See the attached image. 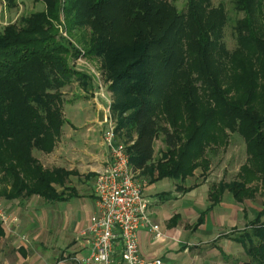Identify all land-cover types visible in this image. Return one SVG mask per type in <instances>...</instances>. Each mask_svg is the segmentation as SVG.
Instances as JSON below:
<instances>
[{"label": "trees", "instance_id": "obj_1", "mask_svg": "<svg viewBox=\"0 0 264 264\" xmlns=\"http://www.w3.org/2000/svg\"><path fill=\"white\" fill-rule=\"evenodd\" d=\"M6 1L9 7L17 6V0ZM42 1L44 10L0 29V197L14 200L40 195L61 200L63 193L55 185L64 184L71 175L64 169L45 168L31 154L33 148L47 153L55 148L65 124L62 88L75 78L85 87L91 84L89 76L69 65L68 58L78 55L76 47L65 37L57 39L54 21L61 12L66 29L79 33L88 56L100 59L104 76L112 81L109 89L113 115L119 120L117 135L130 126L124 142L138 178L147 176L152 183L164 178L182 181L193 175L197 167L206 165V158L199 160L205 148L219 141L208 129L226 124L243 136L249 158L238 174L241 180L217 185L220 195L229 190L241 202L254 197L258 183L264 188V116L258 114L264 108V21L260 33L253 26L254 5L264 9V0H235L246 16L242 25L238 23L239 46L228 55L235 58L246 50L248 65L240 66L241 74L235 70L228 83L220 79L224 65L216 72L206 66L205 51L219 44L225 22L223 7L211 8L210 0H189L188 10L178 15L165 0H66L64 6L61 0ZM177 47L182 59L176 65L188 63L184 50L189 55L198 53L202 65L197 75L182 83L183 100L188 104L183 107L167 104L175 97L171 93L176 91L177 79L170 81L172 88L163 93L162 102L155 99L161 96L155 65H171ZM243 87L244 101L236 96ZM161 103L170 125L157 115ZM241 103L247 107L237 106ZM179 111L187 123L188 151H179L183 141L174 127ZM161 134L169 150L155 160V142ZM3 235L0 224V239ZM241 238L252 262L264 264V224ZM256 238H261L258 245Z\"/></svg>", "mask_w": 264, "mask_h": 264}, {"label": "crops", "instance_id": "obj_2", "mask_svg": "<svg viewBox=\"0 0 264 264\" xmlns=\"http://www.w3.org/2000/svg\"><path fill=\"white\" fill-rule=\"evenodd\" d=\"M95 81L89 84L88 103L95 106L92 118L88 116L81 126L71 125L68 130L64 124L54 150L38 157L47 169L71 172L64 184L55 185L63 198L48 200L40 195L14 200L0 198L12 216L20 218L16 229L0 223L4 229L0 264H80L89 255L81 233L96 217L95 179L109 160L103 142L105 120L101 118L106 102L94 95L99 88ZM154 159H159L156 145ZM203 174L204 171H195L186 180L172 183L173 188L168 190H157V185L172 178L152 183L147 176L140 178L149 201V215L163 233L156 239L148 228L139 231L145 258L160 259L161 264H247L248 255L243 243L240 244L241 233L247 230L242 221L247 210L232 192L226 190L220 195L217 189L220 183L236 179L225 181ZM196 175L201 180L194 182ZM75 200L81 202L85 215L79 213ZM168 203L171 207L166 210ZM38 211V215H33ZM22 235L26 236L25 240Z\"/></svg>", "mask_w": 264, "mask_h": 264}, {"label": "rangeland", "instance_id": "obj_3", "mask_svg": "<svg viewBox=\"0 0 264 264\" xmlns=\"http://www.w3.org/2000/svg\"><path fill=\"white\" fill-rule=\"evenodd\" d=\"M167 4L169 5L170 9L174 12V14H183L188 9L189 0H165ZM60 5L64 6L66 5V0H61ZM211 8H219L220 6L223 7L225 12V22L221 29V37L218 41L219 44L217 46H210L205 51V56H207L206 60V66L209 68V72L213 70V72L217 70V68L220 65H224L225 68L220 72L221 80L224 82H230L231 77L234 73V71H237V74H241L243 72V69L240 67L241 65H248V54L247 51L244 50L242 54L237 55L235 58L233 56L230 57L231 52L236 50L239 46V32L237 31L238 23L242 25V21L244 20L246 16V12L242 9H239L238 6L235 3V0H210ZM46 8L45 3L42 0H17V6L15 7H9V3L5 0H0V29L2 30L5 26L9 24L14 23H20L21 19L25 16L30 15L33 12L36 11H42ZM264 11L263 7L260 5H254V24L253 26L256 27V29L262 31V25H263V14ZM60 19L54 21V25L58 29V35L57 39H60L61 37H65L69 39L72 44L76 47L78 50V55H76L73 58H68L69 65H71L75 70L78 72L89 76L91 78V83H94V79L97 81L96 85L99 86V88L95 89L96 95L101 90V85L104 86V94L107 96H111L113 99V93L109 89V85H111L112 81H108L106 77L103 74V69L101 65L100 59L94 57V56H88L86 46L83 42L79 41V33L76 30L68 31L66 19L64 16V13H60ZM171 38V36H170ZM177 44H175L176 47ZM174 47V48H175ZM176 49L177 53L171 61V65H168L165 67L164 65H155V81L157 85H161V89L158 90V93H161L160 98H155L156 103L162 102L163 93L167 92L172 88V85L170 81L172 79H177L178 85H176L174 88L176 91L174 93H171L175 95V97L170 98V101H167L168 106L175 105V107H183L187 106L188 104L185 103L184 96H182L183 90H182V83L183 81L187 80L188 78L194 77V75H197L199 70H201L200 61L201 57H199L198 53H194L193 55H189L187 50V60L188 63L184 65H176L178 63V60L182 59V53L179 52L180 48L177 47ZM223 49V51H222ZM153 53H157V51H153ZM227 53V54H226ZM185 56V54H184ZM186 61V60H185ZM175 62V63H174ZM160 63V62H159ZM192 74V75H191ZM219 74V76H220ZM203 76V75H202ZM95 81V82H96ZM99 82V84H98ZM95 85V86H96ZM200 83L198 82V86ZM94 89V88H93ZM246 88L243 87L240 89L236 96H239L243 101L246 98ZM63 97H62V110L64 114V118L66 119L67 123L65 122V128L68 130L69 126H77L79 124L80 126L84 123V120H87L88 116L92 118L95 110V106L88 103V99H90L91 95V89L89 86H83L81 84V81L79 79H74L73 82L67 84L65 87L62 88ZM261 94V93H259ZM159 95V94H158ZM166 98V96H164ZM259 101V100H258ZM236 102V101H235ZM163 105V103H161ZM237 104V103H236ZM160 105H158L159 107ZM239 107H244L243 103L238 104ZM236 106V107H237ZM161 108H157L156 112L157 115L162 118V121L170 125V120L168 119V116L165 114V112H162L163 106ZM247 107V106H246ZM244 107V108H246ZM236 109V108H234ZM183 111V108H182ZM182 111L178 112L179 121L176 123L174 127L177 128L180 132L181 139L183 141L182 148L179 149V151H188L189 148L186 146L189 136L186 134V127L184 124L186 123L185 115L182 113ZM258 114L263 117L264 116V108H262L261 111L258 112ZM106 112L105 110L101 114V118L105 120ZM117 124H119L118 118H116ZM187 124V123H186ZM185 124V125H186ZM78 125V126H79ZM95 125V124H94ZM229 125L221 124V128H210L208 129V132L212 133L216 137H213V139H218V144H212L208 145L205 148V152L203 153L202 158H206V165L197 167L194 170V173H199L200 171H204L203 175H209L211 177H216L217 179L220 178L225 181H231L234 179L241 180V178L238 177V174L241 171V168L243 165H245L248 162L249 155L246 151V142L243 138V136L239 132L233 131L230 127H227ZM130 126L125 127V129L121 130L119 139L123 142L125 139H127V133L130 130ZM84 131V130H83ZM58 140V139H57ZM57 142V141H56ZM156 149L158 151V157L161 158L163 156V153L168 152V148L166 146L164 135H160L156 139ZM43 151L38 150L37 148H33L31 154L32 157L38 159V157H43ZM39 160V159H38ZM42 164V163H41ZM214 173V175H213ZM220 173V177H218V174ZM2 173H0V179L2 177ZM194 175V174H193ZM217 175V176H216ZM192 176V175H191ZM188 178V177H187ZM186 180V179H184ZM201 178L196 175V178H194L192 181H200ZM175 182H181V179H170V181L166 182H160L157 185V190H168L169 188H173V184ZM250 184L248 183V186ZM259 185L258 191L254 194V197L252 199L246 198L243 199V201L240 202V205L244 207L245 210H247V217L244 219L242 217V221L246 223L247 230L243 231L241 235H244V233L250 232L251 229H256L259 225L264 224V214L262 217H259V214L264 209V188H262ZM3 186V184L0 182V188ZM156 192V191H155ZM154 194V192H153ZM154 196V195H153ZM2 198V197H0ZM152 198V196L150 197ZM207 198V194H206ZM191 200H193L191 198ZM247 200H250L247 201ZM1 201V200H0ZM75 207L79 211L81 215H85L83 212L81 202L78 200L74 201ZM239 203V202H238ZM253 208H251L252 206ZM2 206L5 208V206L2 204ZM166 210H168L171 207V204H166ZM6 209V208H5ZM250 209H253L250 211ZM40 211V207H39ZM38 212L33 213V215H38ZM264 213V211H263ZM243 216V214L241 215ZM258 222V223H257ZM261 224H260V223ZM240 233V231L238 232ZM245 237V236H244ZM243 237V238H244ZM261 239V238H260ZM259 238H256L254 240L255 244L258 245L260 242ZM248 243V242H247ZM238 248H241L239 243H237ZM242 244V242L240 243ZM263 254V253H262ZM264 259V256L262 257ZM252 258L250 255L246 257L247 264H256V262H252Z\"/></svg>", "mask_w": 264, "mask_h": 264}, {"label": "built area", "instance_id": "obj_4", "mask_svg": "<svg viewBox=\"0 0 264 264\" xmlns=\"http://www.w3.org/2000/svg\"><path fill=\"white\" fill-rule=\"evenodd\" d=\"M103 89L101 85L97 95L106 102L103 142L109 160L95 179L97 212L92 223L81 233L89 255L80 264H161L160 259H147L141 252L139 231L142 228H148L156 239L163 233L149 215L144 182L130 163L128 145L117 135L113 99L106 96ZM0 223L16 229L20 226V218L12 216L0 203ZM22 239L26 236L22 235Z\"/></svg>", "mask_w": 264, "mask_h": 264}]
</instances>
